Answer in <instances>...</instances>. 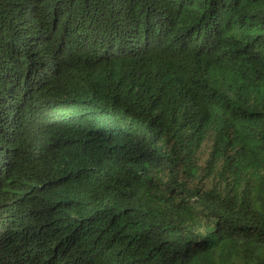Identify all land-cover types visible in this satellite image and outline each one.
Returning <instances> with one entry per match:
<instances>
[{
	"label": "trees",
	"instance_id": "1",
	"mask_svg": "<svg viewBox=\"0 0 264 264\" xmlns=\"http://www.w3.org/2000/svg\"><path fill=\"white\" fill-rule=\"evenodd\" d=\"M0 264H264V0H0Z\"/></svg>",
	"mask_w": 264,
	"mask_h": 264
}]
</instances>
